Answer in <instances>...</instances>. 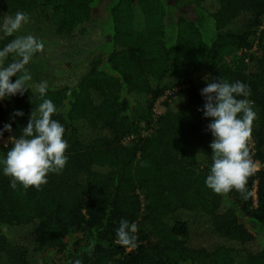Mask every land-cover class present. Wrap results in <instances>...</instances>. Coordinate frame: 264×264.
Wrapping results in <instances>:
<instances>
[{
	"label": "trees",
	"instance_id": "16d2710c",
	"mask_svg": "<svg viewBox=\"0 0 264 264\" xmlns=\"http://www.w3.org/2000/svg\"><path fill=\"white\" fill-rule=\"evenodd\" d=\"M18 11L29 21L6 36ZM29 34L45 48L29 89L0 100V129L12 125L0 160L44 99L69 160L40 190L11 188L0 164V264H264V0H0V49ZM220 78L249 85L257 112L246 200L205 184L201 90ZM122 219L138 226L135 249L116 242Z\"/></svg>",
	"mask_w": 264,
	"mask_h": 264
},
{
	"label": "clouds",
	"instance_id": "9594fccd",
	"mask_svg": "<svg viewBox=\"0 0 264 264\" xmlns=\"http://www.w3.org/2000/svg\"><path fill=\"white\" fill-rule=\"evenodd\" d=\"M28 21L29 15L18 11L14 17H4L2 30L6 36H12ZM44 48L41 40L29 34L17 36L0 49V100L23 95L29 89L28 82L32 76L26 65ZM10 56L18 59L9 60ZM14 76L17 79L13 82ZM47 88L46 81L38 85L42 97L46 95ZM201 95L205 98L201 111L205 117L212 118L207 128L214 137L210 144L212 164L205 184L216 194L236 190L246 200L252 195L247 188L248 180L258 170L249 147L253 122L257 118L252 101L247 99L251 95L250 86L241 81L230 83L220 78L209 82L201 90ZM56 112L52 100L44 99L39 105V117L31 115L22 135L19 138L10 137L12 147L0 164L3 165L4 175L11 178V188L16 189L19 183L24 189L35 187L40 190L48 183L49 174H61L66 167L69 144L64 138L65 127L53 119ZM23 115L17 110L13 118ZM5 131H12L11 123L0 129V138ZM137 231L135 223L122 219L116 230V242L129 250L137 248ZM94 248L95 245L91 244L86 249L89 256ZM72 264H83V261L76 259Z\"/></svg>",
	"mask_w": 264,
	"mask_h": 264
},
{
	"label": "rangeland",
	"instance_id": "374dc122",
	"mask_svg": "<svg viewBox=\"0 0 264 264\" xmlns=\"http://www.w3.org/2000/svg\"><path fill=\"white\" fill-rule=\"evenodd\" d=\"M41 53H42V52H41ZM46 55H47V54H46ZM62 59H64V57H63ZM63 67L67 68L66 65H65L64 63L60 64V69H57V70H56V73L61 72V69H62ZM50 77H51V76H50ZM163 100H164V98L160 99V101H158V102L156 103V107H155V112H156V113H162V112H163V110H164L163 102H162ZM254 163L256 164L257 169L259 170V169L261 168V165H260L259 163H256V162H254ZM253 193H254V196H255V198H256V186H255L254 189H253ZM255 204H256V199H255ZM196 237H197V236H196ZM196 239H197V238H196Z\"/></svg>",
	"mask_w": 264,
	"mask_h": 264
},
{
	"label": "built area",
	"instance_id": "2783aa9c",
	"mask_svg": "<svg viewBox=\"0 0 264 264\" xmlns=\"http://www.w3.org/2000/svg\"><path fill=\"white\" fill-rule=\"evenodd\" d=\"M10 137H12L11 135H7L6 137H5V139H6V143H9V142H11V140H10ZM250 146H253V140L251 139V141H250ZM256 163H259L261 166H262V164L260 163V162H256ZM263 167H264V164H263Z\"/></svg>",
	"mask_w": 264,
	"mask_h": 264
}]
</instances>
